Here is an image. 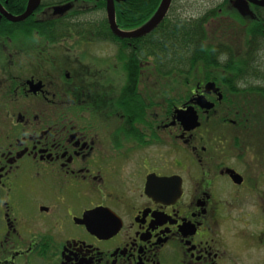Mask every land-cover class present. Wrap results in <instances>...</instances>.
Segmentation results:
<instances>
[{"label": "flooded vegetation", "instance_id": "obj_1", "mask_svg": "<svg viewBox=\"0 0 264 264\" xmlns=\"http://www.w3.org/2000/svg\"><path fill=\"white\" fill-rule=\"evenodd\" d=\"M258 1L171 0V23H198L185 74L167 72L153 30L89 41L111 31L106 0H39L22 20L29 0H0V264H264ZM112 3L117 26L152 14Z\"/></svg>", "mask_w": 264, "mask_h": 264}, {"label": "trees", "instance_id": "obj_2", "mask_svg": "<svg viewBox=\"0 0 264 264\" xmlns=\"http://www.w3.org/2000/svg\"><path fill=\"white\" fill-rule=\"evenodd\" d=\"M161 0H151L152 3V14L147 17H134V16H124L120 15L117 18L119 25L117 26L120 30L130 31L137 29L144 23H146L150 17L156 11L157 5ZM207 17L205 18V20ZM196 21L185 22V20H176L171 23L170 19L164 17L161 23L151 32L152 41L157 43L153 46V51L160 54L165 52L167 55V65L168 73H185L190 74L195 68V58H196ZM203 22L201 23V25ZM100 30L98 32L89 33V41H146L148 35H144L138 39L132 38H116L105 23L100 24ZM158 58L161 61V57L154 54V59ZM187 86V82H184Z\"/></svg>", "mask_w": 264, "mask_h": 264}, {"label": "water", "instance_id": "obj_3", "mask_svg": "<svg viewBox=\"0 0 264 264\" xmlns=\"http://www.w3.org/2000/svg\"><path fill=\"white\" fill-rule=\"evenodd\" d=\"M38 1L39 0H29L25 12L20 16L16 17V20H22L25 17H27L31 13V11L36 7ZM170 1L171 0H161L154 14L150 17V19L146 23L141 25L139 28L134 29L132 31H123L116 26L112 0H106V18L112 34L117 38L122 39V38L140 37L142 35L149 33L162 21V19L166 15ZM258 3L260 5H264V0H260L258 1ZM212 86L213 83L207 84V88L209 89ZM198 100H199L198 101L199 104L202 107L209 108V106H211L206 103L203 97L199 98ZM176 113H177V119L182 121L186 125V128L190 129L196 125V114L191 106L187 107L185 110H176Z\"/></svg>", "mask_w": 264, "mask_h": 264}, {"label": "rangeland", "instance_id": "obj_4", "mask_svg": "<svg viewBox=\"0 0 264 264\" xmlns=\"http://www.w3.org/2000/svg\"><path fill=\"white\" fill-rule=\"evenodd\" d=\"M200 1V0H199ZM209 1H211V0H208V2ZM214 1V0H213ZM216 2H219V1H221V0H215ZM237 3V2H236ZM200 6L202 7V8H204L203 7V3H202V0H201V2H200ZM206 6H208V3L206 4ZM211 6V5H210ZM201 9V8H200ZM244 10V9H243ZM99 48H101V46H94V48L93 49H90V51L91 52H94V53H99V54H101L102 53V51L99 49ZM85 58H87L88 60H98V61H100L99 59H100V56H95V57H92V55L89 53L88 55H86L85 56ZM95 62V61H94ZM186 85H185V83L183 82V81H173V80H171V81H169L168 82V90H169V96H171V95H178V93H180V94H182L183 92V89L185 90L186 89V87H185ZM182 92V93H181Z\"/></svg>", "mask_w": 264, "mask_h": 264}]
</instances>
